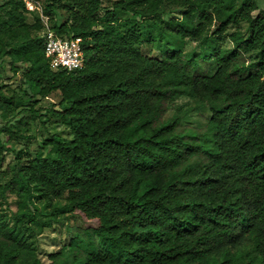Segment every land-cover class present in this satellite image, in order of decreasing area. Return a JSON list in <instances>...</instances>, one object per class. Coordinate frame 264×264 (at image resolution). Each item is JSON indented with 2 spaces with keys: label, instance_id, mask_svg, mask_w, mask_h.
Here are the masks:
<instances>
[{
  "label": "trees",
  "instance_id": "1",
  "mask_svg": "<svg viewBox=\"0 0 264 264\" xmlns=\"http://www.w3.org/2000/svg\"><path fill=\"white\" fill-rule=\"evenodd\" d=\"M165 1L116 0L99 14L103 0H48L52 29L82 39L84 64L72 70L53 69L43 37L30 33L45 27L40 13L29 23L24 0L0 4L11 6L0 35H21L0 53L29 63L34 94L61 93L53 113L69 128L25 163L17 155V175L0 185L20 197L12 220L0 213V264H264V8L168 0L184 10L165 20ZM187 37L205 46L202 56L183 54ZM215 37L232 46L217 48ZM250 51L258 57L247 64ZM180 96L207 104L205 126L182 122L189 108L166 116ZM63 217L76 233L45 263L31 235Z\"/></svg>",
  "mask_w": 264,
  "mask_h": 264
},
{
  "label": "rangeland",
  "instance_id": "2",
  "mask_svg": "<svg viewBox=\"0 0 264 264\" xmlns=\"http://www.w3.org/2000/svg\"><path fill=\"white\" fill-rule=\"evenodd\" d=\"M8 0H0V4L6 3ZM28 12H25L27 21L34 22V11L40 13L44 28L41 30L32 29V36L43 37L45 39L46 31L48 28L52 29L51 23L48 18L42 14V9L47 5L48 0H24ZM116 0H103V7L99 14H103L105 8L112 7ZM261 8H264V0H256ZM165 14L162 18L168 20L172 15L179 16L184 8L171 1L164 2ZM11 10L10 5H6L0 11V17H7ZM122 19H126L127 15L120 10L118 11ZM67 16L65 10H59L57 13L58 23H62ZM3 25V22H0ZM53 30V29H52ZM242 30L245 35L248 34L247 23L242 24ZM19 31L10 30L0 35V46L13 44L14 40H21ZM148 32L152 33L155 38L159 37L160 30L157 26H151ZM214 43L216 47L225 50L232 46L229 39H217L215 37ZM198 53L202 56L205 52V46L191 37H187L183 45V54ZM151 53L156 55V49H151ZM246 63L254 62L258 57L257 51H250L245 54ZM207 60L209 71L213 73L217 69V64L213 54ZM29 65L28 62H16L11 64V59L8 55L0 53V138L2 145H0V185L10 180L13 176L17 175L18 159L20 155L21 162L25 163L30 157L35 155V152L46 149L44 142L51 137L52 134L61 136L69 135L68 125L55 121L53 110L63 109L64 102L59 91L51 92L48 96L43 97L34 94L31 90L29 82L23 78V72ZM13 66H17L18 70L15 71ZM27 92V93H26ZM29 95H33V102L30 100ZM34 106V110L31 106ZM179 108H189L191 111L183 118L182 122L186 125L200 128L205 126L211 113L207 104L198 98H190L187 96H180L176 98L170 105L167 117L175 114ZM5 129H10L13 133V138L9 139L8 132ZM3 130V131H1ZM20 197L11 189L6 187L4 191H0V213L5 212L9 215L8 221L12 220L13 212L18 208ZM37 202L36 198H33ZM55 203L63 205L66 203L64 198L55 200ZM33 209L34 205L28 203ZM39 209L46 208V202H37ZM49 207L47 206V209ZM37 230V229H36ZM38 232V230H37ZM75 228L69 226L66 217H63L60 222H53L41 233L31 235L30 241L38 256L45 263L50 261L49 255L59 251L66 245L74 235Z\"/></svg>",
  "mask_w": 264,
  "mask_h": 264
},
{
  "label": "built area",
  "instance_id": "3",
  "mask_svg": "<svg viewBox=\"0 0 264 264\" xmlns=\"http://www.w3.org/2000/svg\"><path fill=\"white\" fill-rule=\"evenodd\" d=\"M45 54L53 69L80 68L84 64L81 37L65 38L48 28L44 39Z\"/></svg>",
  "mask_w": 264,
  "mask_h": 264
}]
</instances>
